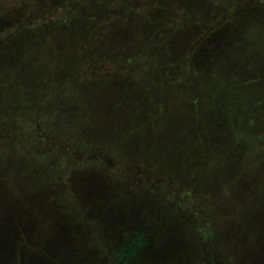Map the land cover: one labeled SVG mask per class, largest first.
Segmentation results:
<instances>
[{"label":"rangeland","instance_id":"374dc122","mask_svg":"<svg viewBox=\"0 0 264 264\" xmlns=\"http://www.w3.org/2000/svg\"><path fill=\"white\" fill-rule=\"evenodd\" d=\"M104 1H111L109 26L100 20L97 38L115 59L98 50L97 38L76 28L64 42L54 41L57 55L49 52L50 48L32 51L26 66L30 61L43 64L41 75L32 78L33 86L21 82L15 89L0 91V230L6 229L5 238L12 244L11 249L0 250V264H140L148 245L139 234L142 230L130 223L141 214L136 211L147 207L149 202L176 220L168 226L170 230L177 227L170 238L184 251H161L170 257L151 256L144 264H264V141L263 145H255L259 152L254 148L257 152L251 158L257 162L251 166L247 159L239 160L236 154L229 158L215 155L220 137L211 135L229 126L228 122L204 135L203 159L201 151L190 146L182 154L171 153L175 146L165 147L170 139L180 145L184 143L181 116L185 118L195 111L194 101L198 98L181 72L178 76L173 74V78L166 71L178 68L180 63L175 59L185 53V46H191L189 43L201 32L202 23H209L206 20L212 11L201 8L202 3H191L194 10L180 14L172 9L174 0ZM90 2L87 0V4ZM59 3V0H2L0 37L14 34L23 17H32L33 23L43 25L42 19L34 18L47 7L57 5L54 15L46 19L50 21L65 10ZM89 8L96 11L94 1ZM261 16L259 12L255 18L261 20ZM215 19H220L213 29L216 32L222 19L218 15ZM231 28L230 39L238 44L244 42L237 29L247 28L252 36L262 34L261 28L243 14ZM222 30L221 42L225 43L228 30ZM46 33L45 28H40L34 38L40 40ZM57 38H62L61 33ZM262 46L264 42H256L258 55L264 52ZM225 53L221 49L220 54ZM2 55L8 65L7 54ZM211 75L203 79L205 87L213 84ZM49 76L56 81L51 84L45 79ZM226 76L225 81L234 83L229 74ZM12 78L15 80V75ZM67 81L72 87L65 90ZM232 85H226V89ZM35 86L40 87V94H25L24 87L35 89ZM150 90L155 94L149 95ZM95 91L94 96L84 95ZM245 94L240 100L259 99L253 89H246ZM27 97L36 99L35 106L32 103L30 106L34 109L26 110L30 108L24 102ZM227 97L229 101H223L222 105L225 109L229 106L226 110L229 115L237 101L235 94L227 93ZM173 109L179 117L171 124L172 134L165 128L161 133L154 131L158 114L164 111L166 115ZM245 111L246 124L250 117L259 116L249 111V107ZM263 117L260 114L257 124L248 127L249 132L256 134L262 130L263 122L259 120ZM195 139L196 134L191 133L190 141ZM228 145H224L226 149ZM181 159L186 161L185 167ZM194 163L202 171L212 170L214 174L224 168L232 175V183L228 184L226 174L227 186L216 178L210 184L199 180L197 183L196 179L189 182L192 185L177 183V187L171 185L155 191L161 173L186 178ZM236 163L241 169L233 173L230 167ZM195 186L201 191L182 196V190ZM204 206H208L206 214L201 213ZM104 207L116 212L108 221L101 218ZM14 214L21 217V222L28 218L27 224L15 226ZM20 231L43 238L44 242L48 236L54 243L53 251L26 249L30 242L17 236ZM155 232L166 234L164 228ZM137 235L142 240H134ZM108 239L112 244H108ZM64 241L72 244L75 251H62L56 246ZM215 242H221V247H214ZM183 245L188 246L191 255L181 248ZM16 248L20 251L13 250Z\"/></svg>","mask_w":264,"mask_h":264},{"label":"trees","instance_id":"16d2710c","mask_svg":"<svg viewBox=\"0 0 264 264\" xmlns=\"http://www.w3.org/2000/svg\"><path fill=\"white\" fill-rule=\"evenodd\" d=\"M1 1L2 0H0V2ZM59 1L60 3L58 4V6H63V8L65 9L60 13V15L56 16L50 21H47L46 19L49 18V16H52L54 8L57 7V5L49 6L42 12V14L34 18V20L42 19L43 25L33 23L32 17H28L26 19L25 17H23L20 20L22 22L18 27L19 29H17L14 34H12L11 36H4V34L0 37V91L2 90V88L9 89L10 87H12V89H15L21 84V82H24V85L26 84L27 86L34 85L31 83L33 80L32 78L36 75H41L40 70L42 69L43 64L41 62L33 63L32 61H30V65L26 66V62L27 59L32 56V51H34L35 49L50 48L49 52L57 55L56 48L53 45L54 41L59 40L64 42V40L68 37V33H74L76 28H80V31L85 35L87 32L90 33L91 36L97 38L99 36L100 20L102 21L101 23L109 26L108 13L111 14L109 6V3L111 1L105 2L104 0H91L89 4H87V0ZM93 1L96 5L95 12L90 10L89 8V5H91ZM116 3L123 4V2ZM191 3H202L204 6H201V8H205L204 10L212 11V13L208 16L209 19L207 18L206 20L209 21V23L206 25H204L205 22L202 23L201 32L192 42L189 43L191 44V46H185V53H181V57L179 59H175L176 63H180L178 68L170 72L166 71V73L171 74V76L173 77L175 74L176 76H178V72H181L183 78H186L189 82L188 85L197 92L198 98L194 101L195 111L193 113L189 112V115L187 113L185 115V118L181 116L180 132L183 136L184 143L180 145L176 140L170 139L166 141L165 147L166 149H170L175 146L173 148V151H171L172 154L177 151L181 152L182 154L185 150H190V148L193 150V148H196L201 151V158L203 159V153L204 151H206V147L204 145V135H206V133L209 131L211 133V130L213 128L217 130L218 126H223L224 123L228 122L229 126L225 125V128L219 130V132L216 131L218 133L214 132L213 135H211L212 138L216 137V135L220 137L217 141L221 144L218 143L219 146L217 145V148L214 150V153H216L215 155L217 156L218 154H221L222 157L225 156L229 158V155L233 156L236 154L239 160L247 159L249 161L248 165L251 166L252 164H255V162H257V160H252L251 158V156L254 155L253 152H259V147H255V145H259L264 141V119L259 120V123L263 122V128L261 131L255 134L254 132H249L248 130V127L250 125H252L253 127L255 124H257L256 119H259L260 114H264V105L261 106L262 102L264 101V52L258 55L256 53L257 48H255L256 42H264V0H174L172 9L173 11L180 14L182 12H188V10H190L191 12V10H194ZM259 12L262 14L261 20L255 18V15L259 14ZM242 14L246 16V18L250 19L251 23L254 26L261 28L260 32L262 34L260 36L256 34L252 36L251 34H249V29L247 30V28L246 30L237 29L236 32H238L239 34H243L241 35V38L244 42L243 44H238L230 39V34L232 32L231 24L238 20L239 16L241 17ZM216 15L221 17L222 25L220 28L218 27L215 32L213 31V29L216 27V21L220 20L215 19ZM40 28H45L47 33L44 38L37 40L34 38V34L38 30H40ZM222 29L228 30L226 32L225 43L221 42L222 37L224 38V35L222 34V31L224 30ZM48 33H50L49 36ZM59 33H61L62 35L61 39L57 38V34ZM71 37L72 36H70V39ZM214 37L216 38V40L219 39V42L213 40ZM72 41L73 40H70V46L74 44L72 43ZM96 41L100 43L98 47V50L100 52L108 54V57H110V59H115L112 57V52L109 49L104 48L105 44L101 39L98 40L97 38ZM222 43L224 44L223 46ZM216 48L218 49L216 50ZM261 48H264V46H262ZM103 49L105 51H109V53L104 52ZM221 49L226 50L225 55L220 54ZM250 49L253 50L252 53H249L248 50ZM3 52H5L8 56V65L6 64V59H3ZM61 55L63 54H59V56ZM63 70L64 69H62L61 71ZM210 73H212V75ZM228 74L231 76V80L234 82L232 84L234 85L225 81V77H227L226 75ZM13 75H15L16 77L15 80L14 78H12ZM112 75H114L113 72ZM207 75H211L214 78V82L212 85L205 87V81H203V79H206ZM50 76L49 78L45 77V79H49L50 83L52 84V81L55 78ZM28 78L31 79L26 80ZM56 79L59 78L57 77ZM11 82L13 83V86L10 85ZM170 82L173 81L170 80ZM227 83L229 85H232L228 89H226V85H228ZM253 84L257 85L258 88H252ZM65 86V90L69 87H72L71 82L67 81ZM55 87L53 86L54 91ZM60 87L62 90V86ZM246 89L247 91L253 89V92L259 96V99L254 100V102H251L250 100L247 101V99L246 101H244L243 99L240 100V97H246ZM24 91L25 94H29L30 92L32 96L41 93L40 87L37 88L36 86L35 89L24 87ZM48 91L50 90L48 89ZM98 91L99 90H97V92ZM80 92L82 93V89H80ZM151 93L155 94V91L150 90L148 92L149 95ZM227 93H229V95L235 94V100L237 101V103H235V106H233L234 110L231 111L229 115L226 113V110H229V106L225 109V106L222 105L223 101L225 103L229 101ZM95 94L96 91L91 92V94L87 92L84 93V95H86L87 97L94 96ZM103 97L105 98V96ZM24 102H27L26 105H28L29 107L32 106V104H34L33 106H35V104L37 103L35 98L28 97L25 98ZM247 107H249V111L253 110L257 112V114L259 113V116L257 118L256 116L250 117V120L248 119V123L246 124L244 122L246 120H243V114L246 113L245 109H247ZM32 108L33 107H30L26 110H30ZM102 113L104 114L105 111H102ZM102 115L100 117H102ZM158 116L159 120L156 122L157 126L153 127L154 131L157 130L156 132L161 133L166 129L168 134H172V125L173 122L177 120V117H179V113L173 109L166 115L164 114V111H162V113L160 115L158 114ZM106 118H108V116ZM143 118V123L146 124L147 119H145V117ZM191 133H193V136H195L196 134L197 137V139L193 140V142L190 141ZM163 141L161 143H163ZM228 143L229 147L226 149V146L224 145H227ZM100 150H103L102 146ZM96 158L99 159L100 157L98 156ZM97 162L98 161H96V163ZM181 162L183 163V166L186 164V161L183 159H181ZM237 166H239V168H237ZM240 169L241 168L239 163H236V165H231L230 167V171L233 173L239 171ZM226 174L227 171L225 172L224 168L223 170H220L218 173L214 174L212 173V170L202 171L200 168H198L197 164L194 163L186 178H181L176 174L161 173V175H159L158 177L157 182H155L156 186L154 189L155 191H162L161 188L171 185L176 186L177 183H181L184 186L192 185L189 182L191 180L196 182V179L197 183L199 180V182H208V184H210L211 182H214L215 178L217 179V182L224 183V185L227 186V183L224 182ZM228 179L229 181H227L229 184L232 179V175L229 174ZM200 191L201 188L199 186H195V188L191 187L190 190L189 188L187 190H182V196L185 197L192 196L194 194L196 195ZM106 204L110 203L106 202ZM154 204V202H149L147 207H142L143 209L136 211L141 214L138 213L139 215L137 219L133 218V221L131 219L133 223H130L131 227L142 230V232L139 234L142 235V237L144 238L143 240L147 242L148 245V250L145 254L146 256L144 255V257L140 261V264H144V261H148L151 256L162 255L164 257L167 255L166 253H161V251L166 252L180 249V247L178 248V245H176L175 242H172L174 241V238H170L171 235H175L174 233L176 232L172 231L177 230V227L171 228L172 230H170V228L168 227L169 225L174 224L176 220L172 219L171 216L166 215L164 213V209H155L157 206ZM102 209L103 210L101 213V218L107 221L110 220L109 217H111V215L115 216L116 214L114 210H110L108 207H104ZM207 212L208 206H204L201 213L206 214ZM13 218L15 219V226L27 224L26 221L28 218L23 222H21V217L17 216V214H14ZM125 225H127V223H125ZM158 228H164L166 234L163 236L158 235L159 233L155 232ZM19 229L21 230V228ZM167 231H170L172 233H168ZM20 232L21 235L19 234L17 236L23 240L30 242L29 248L26 249L34 247L37 250L45 248L51 249L53 251L54 243H52L51 240L48 239V236H45L46 242H44V240H42L43 238H36L35 236L33 237V234L28 233L27 231ZM6 234V229L0 230V250L11 249L12 247L11 242L6 240L7 237L5 238ZM28 234L30 236L26 237V235ZM134 240L139 241L142 239H140L139 235H137ZM110 243L111 241L110 239H108V244ZM132 243L134 242L132 241ZM200 243L203 244V241H200ZM69 244L70 243L64 241L62 244L56 243V246L60 247V250L62 251H71L75 247L72 246V244L69 246ZM220 244L221 242H215L214 247H221ZM181 248H185L187 250L188 246L183 245L181 246ZM13 250L20 251L19 248ZM180 250L184 251V249ZM187 252L189 255H191L188 250ZM167 257H170V255H167ZM56 264H59V262H56Z\"/></svg>","mask_w":264,"mask_h":264}]
</instances>
